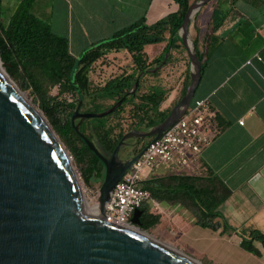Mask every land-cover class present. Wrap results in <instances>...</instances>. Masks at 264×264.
Wrapping results in <instances>:
<instances>
[{
	"label": "crops",
	"instance_id": "obj_1",
	"mask_svg": "<svg viewBox=\"0 0 264 264\" xmlns=\"http://www.w3.org/2000/svg\"><path fill=\"white\" fill-rule=\"evenodd\" d=\"M1 1L8 18L21 0ZM177 10L174 0H36L32 12L43 21L52 18L55 28L45 22L53 34L66 38L69 52L81 57L88 47L141 19L151 26ZM194 24L192 20L191 38L197 36ZM164 47L163 43L145 46L147 61L159 58ZM201 51V76L193 100H209L220 132L200 153L192 176L215 178L230 191L219 211L235 231L202 227L190 205L153 198L144 206L159 222L148 231L200 263L264 264L261 245L255 243L261 257L240 246L241 236L252 229L264 235V0H236L221 26L205 36ZM170 55L173 60L175 55L181 58L179 73L173 68L167 71L173 63L168 64L161 72L163 84L177 75L180 80L161 110L177 99L191 73L180 49ZM169 176L174 175L157 165L150 179ZM215 222L221 224V219Z\"/></svg>",
	"mask_w": 264,
	"mask_h": 264
},
{
	"label": "water",
	"instance_id": "obj_2",
	"mask_svg": "<svg viewBox=\"0 0 264 264\" xmlns=\"http://www.w3.org/2000/svg\"><path fill=\"white\" fill-rule=\"evenodd\" d=\"M212 1L193 0L184 15L179 36L191 68L190 84L163 122L146 132L126 133L106 157L74 123L109 116L125 98L102 113H82L80 104L73 112L75 132L105 167L96 216L83 213L80 187L60 141L0 75V264H201L149 235L107 223L104 212L126 172L190 108L201 76V61L189 26L200 9ZM5 47H0V54ZM170 52L171 46L161 64L139 74L132 94L141 77L164 66ZM131 138L145 144L120 159L121 149ZM141 214L137 209L131 218L138 231H143Z\"/></svg>",
	"mask_w": 264,
	"mask_h": 264
},
{
	"label": "trees",
	"instance_id": "obj_3",
	"mask_svg": "<svg viewBox=\"0 0 264 264\" xmlns=\"http://www.w3.org/2000/svg\"><path fill=\"white\" fill-rule=\"evenodd\" d=\"M192 1L174 0L178 6L177 12L151 26L146 25L145 20L141 19L110 38L93 44L81 57H74L69 52L67 39L53 34L50 26L33 14L32 9L36 0H21L8 18L4 16V8L0 0V47L6 46L0 54V60L10 77L13 79L24 77L23 89L31 87L33 91L40 92L42 87L59 85L61 91L71 93L73 101L65 104V108L70 111V118L79 104L82 113H102L125 98L122 105L109 116L85 121L77 120L74 123V125L79 124V131L108 157L126 133L132 130L146 132L168 116L171 109L161 110L167 95L163 84L145 83L148 77L158 76L159 71L141 77L135 93L132 94L131 91L139 74L161 64L170 46L171 51L183 48L179 30ZM235 1H212L214 6L206 35L221 26ZM194 28L198 32L196 22ZM198 37L197 33V36L192 38V42L199 61H202L200 37ZM164 40L166 46L159 57L161 59L148 62L144 47L163 43ZM120 52L124 63L122 73L108 80L103 86L93 88L88 76L93 64L103 57H108L110 53ZM172 61V56L169 55L161 71ZM189 84L190 78L183 87L181 96L184 95ZM104 100H110L112 103L104 104L101 102ZM193 103L194 100L192 105ZM100 106L105 107L101 112L97 111ZM127 107L132 120L128 130L120 128L119 123L109 124L110 118L121 115ZM58 108L59 105L54 106L55 111ZM43 109L47 113L50 112L49 108L43 107ZM57 132L69 145L75 160L85 165L81 170L83 183L92 186L102 181L105 167L79 138L71 124V119L65 128H57ZM73 141L78 143V146L74 145ZM142 189L159 202L190 205L195 211L196 223L202 227L216 230L221 226L223 233L235 231L225 222L219 211L220 205L229 197L230 191L215 178L169 176L149 179L142 183ZM140 210L142 211L139 217L140 230L148 231L159 222V217L151 214L146 206H142ZM215 219H221V224L215 222ZM255 243L261 245L264 251V235L259 231L252 229L247 235L241 236V248L256 257H261V252Z\"/></svg>",
	"mask_w": 264,
	"mask_h": 264
},
{
	"label": "built area",
	"instance_id": "obj_4",
	"mask_svg": "<svg viewBox=\"0 0 264 264\" xmlns=\"http://www.w3.org/2000/svg\"><path fill=\"white\" fill-rule=\"evenodd\" d=\"M215 116L208 99L196 100L172 127L153 141L115 186L105 207V221L133 228L134 211L151 200L142 183L150 179L157 165L174 176H192L200 153L220 132ZM239 124L243 125V121Z\"/></svg>",
	"mask_w": 264,
	"mask_h": 264
},
{
	"label": "rangeland",
	"instance_id": "obj_5",
	"mask_svg": "<svg viewBox=\"0 0 264 264\" xmlns=\"http://www.w3.org/2000/svg\"><path fill=\"white\" fill-rule=\"evenodd\" d=\"M214 6V2H210L206 6L200 9V11L195 15L193 18V21L196 22L197 30H198V36L201 39L200 46L203 47V39L209 29V20L211 16V11ZM10 13L6 8H4V16L7 17ZM44 21L47 23H51L52 28H55V22L52 18L46 20L43 18ZM191 41L192 38L190 37ZM163 44L166 46V41L164 40ZM165 48V47H164ZM89 49V47L87 48ZM86 49V50H87ZM85 50V51H86ZM164 50V49H163ZM182 53L185 54L184 59L188 61V56L184 48H180ZM84 51V52H85ZM83 52V53H84ZM83 53L81 55H83ZM71 55L73 54L72 51H70ZM80 57V56H79ZM161 59V58H159ZM181 61V58L177 57V55L174 56L173 64L169 65V70L171 71L173 69L176 70L177 73H179V63ZM1 62V60H0ZM2 64V62H1ZM122 64V65H121ZM124 63H122L121 56L116 57H103L100 60H98L96 63L93 64L91 71L89 72L88 76L90 79V82L93 86V88H98L100 86H103L108 80L119 76L123 71ZM3 69L4 65L2 64ZM163 68V67H162ZM161 69H159V74L156 77H148L146 79V84L149 85L150 83L156 84L159 82V84H163V78L161 77ZM164 71V70H163ZM6 72V70H5ZM7 73V72H6ZM8 74V73H7ZM149 75V74H148ZM160 75V76H159ZM9 76V74H8ZM10 77V76H9ZM11 80L16 84V86L19 88V90L24 94L25 98L29 101V103L37 109L51 128V130L54 132V134L57 136L58 140L60 141L64 151L67 154L69 163L71 164V167L73 169V173L78 181L81 195L83 197V203L87 204L88 206L94 207L95 204H97V199L99 195V188L102 184V181L93 184L92 186H86L83 183V180L81 178V170L85 167L84 164L78 163L75 158L73 157L69 145L65 143L59 136L57 132V128L63 129L65 128L67 122L71 119L70 118V111L65 108V104L73 101V96L68 91H61V87L59 85H53L48 87H42L40 92H35L30 87L29 89H23V78L20 76L17 79H13L10 77ZM180 78L178 75L174 78V81L171 83L163 84L162 86L165 88L166 91V100L168 99L170 93L174 91L179 83ZM184 85V84H183ZM182 92V91H181ZM181 93L178 95L177 99L168 107L166 110H170L173 106H175L178 101L181 99ZM104 104L110 105L112 102L110 100H104L101 101ZM166 102V101H165ZM164 102V104H166ZM59 105V108L57 111L54 110V106ZM43 107L49 108L50 112L47 113V111H44ZM104 106H100L97 111L101 112L104 110ZM77 121V120H75ZM131 117L129 113V107H127L124 112L121 113V115L112 117L109 120V124H120V128L128 130L129 126L131 125ZM135 140H140L138 138H131L127 140V144L134 143ZM74 145L78 146V143L75 141L72 142ZM127 146V145H126ZM147 233L151 238L157 240L158 242L170 246L179 252H181L179 249L174 247L173 245L165 242L163 239L154 237L149 231H144ZM183 253V252H181ZM184 254V253H183ZM186 255V254H185ZM188 256V255H187ZM190 257V256H189ZM192 258V257H190ZM195 261L199 262L197 259L192 258ZM200 263V262H199ZM208 260H203L201 264H210Z\"/></svg>",
	"mask_w": 264,
	"mask_h": 264
},
{
	"label": "bare ground",
	"instance_id": "obj_6",
	"mask_svg": "<svg viewBox=\"0 0 264 264\" xmlns=\"http://www.w3.org/2000/svg\"><path fill=\"white\" fill-rule=\"evenodd\" d=\"M0 75L7 81V83H9V85L13 88V90L17 93V95L22 98L27 104L28 106L34 111L35 115L41 120V122L48 128V130L50 131V133L52 134L53 138L59 143L57 136L54 134V132L51 130V128L49 127V125L47 124V122L45 121V119L43 118V116L41 115V113L39 111H37V109H35L30 103L29 101L25 98L24 94L19 90V88L16 86V84L11 80V78L7 75V73L5 72V70L2 67V64L0 62ZM69 161V160H68ZM99 212L98 209V205L95 204L94 207L88 206L86 203L83 206V213L87 216H96ZM130 230L137 232L139 234H142L143 236H148L147 233L143 232V231H138L137 229L134 228H129ZM149 237V236H148Z\"/></svg>",
	"mask_w": 264,
	"mask_h": 264
},
{
	"label": "flooded vegetation",
	"instance_id": "obj_7",
	"mask_svg": "<svg viewBox=\"0 0 264 264\" xmlns=\"http://www.w3.org/2000/svg\"><path fill=\"white\" fill-rule=\"evenodd\" d=\"M145 142H142L141 140H135L134 143H130L129 145L127 144L126 147H124L120 153H119V158L120 159H124L127 157L128 153L133 152L135 149H137L138 147H141L142 145H144ZM127 151V152H125Z\"/></svg>",
	"mask_w": 264,
	"mask_h": 264
}]
</instances>
